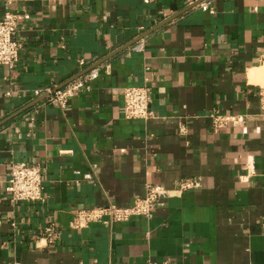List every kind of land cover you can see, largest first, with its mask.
<instances>
[{
	"label": "crops",
	"instance_id": "obj_1",
	"mask_svg": "<svg viewBox=\"0 0 264 264\" xmlns=\"http://www.w3.org/2000/svg\"><path fill=\"white\" fill-rule=\"evenodd\" d=\"M7 12L20 48L0 64V264H264V0H0ZM94 68L63 107L41 91ZM128 86L148 88V118L124 117ZM211 114L236 118L215 132ZM13 163L40 167V201L11 200ZM186 178L198 186L179 191ZM148 185L151 217L70 227Z\"/></svg>",
	"mask_w": 264,
	"mask_h": 264
},
{
	"label": "built area",
	"instance_id": "obj_2",
	"mask_svg": "<svg viewBox=\"0 0 264 264\" xmlns=\"http://www.w3.org/2000/svg\"><path fill=\"white\" fill-rule=\"evenodd\" d=\"M202 10L209 9V3H199ZM19 15L5 13L0 19V64L9 68L13 67L18 59L20 44L16 39L17 21ZM142 39L134 43L133 49H142ZM98 76L96 68L89 70L71 80L61 87H46L42 92L47 94V101L57 103L63 107L66 100L80 92L89 91L91 82ZM9 95V92H6ZM258 98L260 109L264 115V85L259 86ZM123 113L126 119H146L150 116L149 95L146 86H128L123 90ZM211 126L216 132L222 129L227 123L235 120L234 115L211 114ZM41 169L36 164L13 163L10 177L5 190L9 193L12 201H25L35 203L42 199L41 190ZM198 186L195 179H181L177 185L179 191L192 189ZM162 194L159 186L148 185L144 197L135 198L132 203L126 206H117L113 203L106 205L79 209L69 225L73 229L86 227L89 223L100 222L110 226L116 222H124L133 216L145 218L151 217L152 209L157 198ZM57 236L53 227H48L43 238L52 242Z\"/></svg>",
	"mask_w": 264,
	"mask_h": 264
},
{
	"label": "water",
	"instance_id": "obj_3",
	"mask_svg": "<svg viewBox=\"0 0 264 264\" xmlns=\"http://www.w3.org/2000/svg\"><path fill=\"white\" fill-rule=\"evenodd\" d=\"M140 38H142V37H140ZM140 38H138V39H137V40H135V41H138ZM135 41H134V42H135Z\"/></svg>",
	"mask_w": 264,
	"mask_h": 264
}]
</instances>
